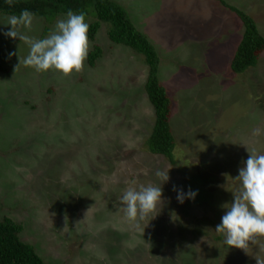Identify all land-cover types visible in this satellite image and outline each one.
Listing matches in <instances>:
<instances>
[{"label":"rangeland","instance_id":"374dc122","mask_svg":"<svg viewBox=\"0 0 264 264\" xmlns=\"http://www.w3.org/2000/svg\"><path fill=\"white\" fill-rule=\"evenodd\" d=\"M111 1L159 55L173 103L174 163L148 150L155 109L144 57L113 44L108 24L89 39L88 55L95 46L103 51L95 67L86 58L81 72L64 76L23 65L15 71L29 47L4 35L11 26L0 14V219L20 224L21 240L45 264H257L264 237L245 253L215 228L222 206L234 201L248 151L264 154V53L256 67L231 70L244 26L218 1ZM223 1L264 36V0ZM62 18L34 16L31 30L21 31L43 39ZM158 169H169L162 201L137 228L119 197L159 185ZM173 186L198 194L181 204Z\"/></svg>","mask_w":264,"mask_h":264},{"label":"clouds","instance_id":"9594fccd","mask_svg":"<svg viewBox=\"0 0 264 264\" xmlns=\"http://www.w3.org/2000/svg\"><path fill=\"white\" fill-rule=\"evenodd\" d=\"M7 3L11 6L13 0H7ZM33 20L34 13L27 9L22 10L19 15L7 17L6 25L11 27L4 35L14 40L18 38L29 47L26 57L21 58L18 54L19 63L15 66V71L23 65L32 67L37 72L55 70L64 76L81 72L85 67L90 46L86 14L68 10L66 18L58 19L52 32L43 39L29 37L21 31L31 30ZM14 55L17 53H9L10 58ZM253 134L259 135L260 130H254ZM248 152L250 155L243 162L244 166L239 168V175L235 178L239 181V186L232 192L234 201L222 206L226 211L215 228L217 233L223 234L228 247L241 249L245 253H248L251 245L257 243L259 237H264V154H258L255 150ZM155 175L160 181L159 185H141L138 189L130 187L119 197V206L123 209L126 219L137 228L155 212L157 205L162 201V185L169 181V169H158ZM173 191L177 192V200L181 204L185 199L194 200L198 194V191L190 188L184 192L176 186H173ZM64 222L63 230H68L67 214ZM255 259L257 264H264V259Z\"/></svg>","mask_w":264,"mask_h":264},{"label":"trees","instance_id":"16d2710c","mask_svg":"<svg viewBox=\"0 0 264 264\" xmlns=\"http://www.w3.org/2000/svg\"><path fill=\"white\" fill-rule=\"evenodd\" d=\"M215 1L233 12L243 23V37L231 62V70L235 74H242L258 65L264 53V36L248 14L223 0ZM24 9L33 12L34 16L45 18L48 23H53L60 15H66L68 10L77 14L83 12L86 21L94 19L89 24V39L94 41L101 24L106 23L110 26L108 36L113 44L128 47L144 57L148 66L145 90L155 109V125L148 139V150L152 155L163 156L173 164L176 147L171 127L173 103L159 78L160 58L148 38L136 29L128 12L111 0H13L11 6L7 0H0V14L19 15ZM45 33L47 35L49 29ZM102 54V49L95 46L87 57L88 64L95 67ZM22 232L20 224L8 218L0 219V264H45L35 249L21 240Z\"/></svg>","mask_w":264,"mask_h":264}]
</instances>
